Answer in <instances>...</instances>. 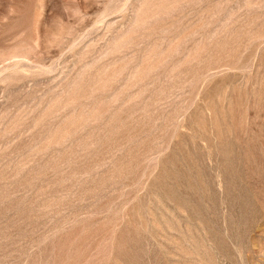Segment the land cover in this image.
<instances>
[{
  "label": "rangeland",
  "instance_id": "374dc122",
  "mask_svg": "<svg viewBox=\"0 0 264 264\" xmlns=\"http://www.w3.org/2000/svg\"><path fill=\"white\" fill-rule=\"evenodd\" d=\"M0 264H264V0H0Z\"/></svg>",
  "mask_w": 264,
  "mask_h": 264
}]
</instances>
